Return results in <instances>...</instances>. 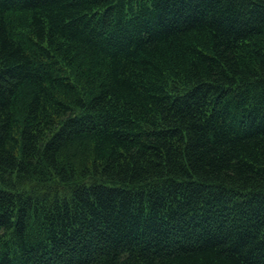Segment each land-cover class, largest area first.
<instances>
[{
  "label": "trees",
  "instance_id": "obj_1",
  "mask_svg": "<svg viewBox=\"0 0 264 264\" xmlns=\"http://www.w3.org/2000/svg\"><path fill=\"white\" fill-rule=\"evenodd\" d=\"M0 264H264V0H0Z\"/></svg>",
  "mask_w": 264,
  "mask_h": 264
}]
</instances>
